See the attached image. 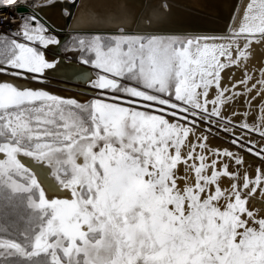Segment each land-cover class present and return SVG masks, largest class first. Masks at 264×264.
Here are the masks:
<instances>
[{"label": "snow or ice", "instance_id": "obj_1", "mask_svg": "<svg viewBox=\"0 0 264 264\" xmlns=\"http://www.w3.org/2000/svg\"><path fill=\"white\" fill-rule=\"evenodd\" d=\"M22 20L17 35L31 44L13 39L0 47V73L10 67L9 75L46 82L41 77L59 62L34 45L60 41L35 13ZM261 42L264 0H251L227 37L80 38L94 57L83 63L100 70L90 85L99 98L86 103L0 82V199L19 198L28 209L23 227L0 225V264H264V169L251 177L244 155L210 150L209 135L198 131L207 123L233 132L224 107L257 85L264 95V70L250 88L247 72L232 85L245 92L221 86L222 72ZM79 71L60 69L86 83ZM240 127L264 140V115ZM230 143L264 159L246 132ZM231 163L244 172L230 171ZM224 178L230 187H221Z\"/></svg>", "mask_w": 264, "mask_h": 264}, {"label": "bare ground", "instance_id": "obj_2", "mask_svg": "<svg viewBox=\"0 0 264 264\" xmlns=\"http://www.w3.org/2000/svg\"><path fill=\"white\" fill-rule=\"evenodd\" d=\"M63 0H57L55 3H50V0H16V4L10 7H4V0H0V29H16L19 30L20 26L23 22L22 11L18 12L15 10V7L20 5L21 3L28 5L26 8V12L30 13V16L35 13L37 16V20L39 23L43 24L48 29V33L54 36L56 39L60 41L57 45H49L47 48L43 47L40 44H35L40 51H43L45 54V58L50 62L53 60L58 61L56 69L46 70L42 80L46 82H38L35 80H23L18 77L7 74L8 72L15 71L10 67L7 68L6 73H0V82H15L27 84L33 89H43L47 90L52 94L59 95L63 98H77L79 102L85 103L89 99L91 100L99 98L97 95L93 93H89L87 89L89 86L81 83L82 79L72 78L68 79L66 76L60 73L61 67L74 65L80 71L77 73L78 77L86 78L87 81H91L93 79L92 68L87 64L83 63L82 59H79V50L78 47L72 46L69 50L68 54H64L63 46L67 43L68 38L74 36L79 33H84L88 37L86 39L91 38L93 35H164V36H178L180 38L185 37H227L231 32L239 29L242 23V18L246 13V9L251 0H236L234 12L229 17L230 14L225 12L226 4L228 0H188L197 2L203 8L208 9L209 13H212L209 16H205V12H195L191 7H186L184 4L177 3L175 0H161L159 4L156 1L150 2L147 6L146 10L143 13L144 21L150 26H159L164 22H183L185 25L191 27H198L199 21L196 19L190 20L189 22L185 21V17H176L179 9H184L190 11L192 13L191 16L197 17L198 15L204 16L206 19V24H210L214 26V23L219 22L221 19H227L228 23L223 25V21L221 24L216 26V29L219 30H202L200 28H194V30H186V31H155V30H139L135 27L137 24L138 18L141 15V10L143 8V2L145 0H76L74 9L69 18V22L66 26L63 27V10L67 8H62V14H58L59 8L57 3H61ZM155 2V3H154ZM207 2V3H206ZM192 3V2H191ZM171 4V5H170ZM39 5H47L46 7L40 8ZM219 6V9H216L215 6ZM217 6V7H218ZM13 7V10L16 12H9ZM222 10V12H221ZM22 13V14H21ZM188 13V12H187ZM205 14V15H204ZM1 19H4L1 21ZM203 24V22H201ZM220 23V22H219ZM201 26V24H200ZM135 27V28H134ZM223 27V28H222ZM11 29V30H12ZM208 29V28H206ZM122 30V31H121ZM14 39L18 43H30L26 41L23 36L14 35ZM244 39H240L241 46L244 43ZM79 46V45H78ZM83 56H80L82 58ZM0 67H4L0 65ZM264 70V42L261 43H253L250 49V58L246 61H242L239 67H232L230 69L222 72L221 76V86L228 87L232 89V85L237 84L239 81L245 78V73L253 75L252 81L247 85L248 88L251 87L252 84H255L257 80H259L260 72ZM100 71V70H98ZM99 74V73H98ZM97 76V75H96ZM83 88L82 90L79 89ZM260 85H257V91L260 89ZM91 89V87H89ZM88 88V89H89ZM216 89L213 88L210 91L209 99H214L216 95ZM232 91L236 92H245L244 87L237 86ZM232 91L227 93L226 95H232ZM257 91H253L250 96H237L234 100L228 103L224 109V116L231 117L233 123L236 125L235 132L244 135L246 132L247 138L257 142L260 146L264 148V140H261V137L256 135L254 132L249 130H242L240 125L244 122H247L249 125L259 124L260 117L264 115V113L258 111L261 108H264V95H257ZM114 93L109 92L108 95L111 96ZM255 97V99H252ZM127 99V97H125ZM111 102V101H108ZM238 113L233 116L232 113ZM202 124V123H201ZM205 124V123H204ZM209 125V124H207ZM231 127V125H229ZM212 128V127H211ZM215 129V128H213ZM210 130V129H209ZM198 131H203L204 134L209 135V140L207 141L208 148L212 151H223L225 149L240 152L242 155L246 157L245 166L250 165V172L246 173L251 177H255L258 174V170L264 169V161L260 159H256L255 157L249 155L245 151H242L237 146L232 145L229 141L225 140L219 134L211 133L204 127L202 128L199 125ZM220 132L221 130H217ZM258 133V132H257ZM190 140L193 138L190 137ZM211 155V151L208 153ZM218 159L224 160V157H219ZM245 166H237L234 163L230 164V171L233 168H237L238 171L244 172ZM183 169L181 168L180 175H183ZM234 181L224 178L221 181L222 188H228ZM181 186L183 184L181 183ZM256 201L260 200L259 194L255 197ZM260 205L257 203V208Z\"/></svg>", "mask_w": 264, "mask_h": 264}, {"label": "rangeland", "instance_id": "obj_3", "mask_svg": "<svg viewBox=\"0 0 264 264\" xmlns=\"http://www.w3.org/2000/svg\"><path fill=\"white\" fill-rule=\"evenodd\" d=\"M22 13H23L22 18L23 17L30 16V13L29 12L22 11ZM11 29L12 28H10V29L8 28V29H5V30H1L0 29V47H4L6 44L10 43L11 40L14 39V35L17 34L18 30H16V29H12L11 30ZM143 35H146L147 36V34H143ZM106 36H111V35H106ZM87 37L88 36L86 34H84V33L76 34L74 36H71V38L69 37L68 40H67V43H65V45L63 46V51L62 52L64 54H68L69 53V50H70V48L72 46L73 47L76 46V47H78V49H80V45L78 43L79 39L80 38H85L86 39ZM79 55L80 56H83V57L80 58V56H79L77 58L82 59L83 61L85 59L91 61L94 58L86 50H81L80 49L79 50ZM87 65L92 68V74L94 75L92 80H94L96 78V75H98L99 71L91 63H89ZM91 81H87L86 83L83 82V81H80V82L81 83H84L85 85L88 84L87 86L91 87L90 86L91 85ZM88 88L85 89V90H88L89 93L95 94L98 91L96 89H93L92 87H91V89L90 88L88 89ZM79 89L82 90L83 88H80L79 87ZM83 91H84V89H83ZM91 97L92 96L89 97V99L87 100V102L91 100ZM200 126L202 128L204 127L208 131L210 129V132L211 133H215L216 134V132H217V134H219L220 136H222L223 138H225V140L229 141V143H230V141L233 138L242 136V135L236 133L235 131L226 133L223 130V127H221L219 125H211L210 126V125H207V123H205V124L202 123V124H200ZM213 128H215V129H213ZM217 130L224 131V133L223 132H220V131H217ZM254 133L256 135L260 136L259 133H257V132H254ZM256 148H263V147L260 146L258 143H256ZM249 155L255 157L256 159H260V160L264 161V159H261L260 157H258L256 155H253V154H249ZM27 215H28V209L26 208L24 202L21 199H19V198L12 199V200L0 199V225H6V226H8V230L9 231H14V226L17 225V224H19L21 227H23V220H22V218H25L26 219L27 218Z\"/></svg>", "mask_w": 264, "mask_h": 264}, {"label": "water", "instance_id": "obj_4", "mask_svg": "<svg viewBox=\"0 0 264 264\" xmlns=\"http://www.w3.org/2000/svg\"><path fill=\"white\" fill-rule=\"evenodd\" d=\"M152 1H156V3L157 4H159L160 2H161V0H145V2H143V8H142V10H141V15H140V17L138 18V21H137V24H135V27L137 28V29H139V30H155V31H186V30H194V28H200V29H202V30H205V31H207V30H219V29H216V26H218L219 24H221V22L223 21L224 23H223V25H225L226 23H228V21L230 20V18H231V15H232V13L234 12V9H235V3H237L236 2V0H228L227 1V4H226V8H225V12L226 13H228V14H230L229 15V17L230 18H226V19H221L219 22H217V23H214L215 25L214 26H211L210 24H206V19L204 18V16H201V15H198L197 17H195L194 15L193 16H191L192 15V13H189L190 11H188V10H186V8L185 7H183L184 9H177L176 11L178 12V15L176 16V17H171V18H177L178 16L179 17H182V16H184L186 19H185V21L186 22H189L190 20L192 21V20H194V19H196L197 21H199V25H198V27H196V26H191V27H189V26H187V25H185L183 22H180V23H177V22H164V23H162L161 25H159V26H156V27H154V26H150L149 24H147L145 21H144V18L146 17V16H143V13H144V11L146 10V8H147V6L150 4V2H152ZM177 3H181V4H184L186 7H191L192 9H194L195 10V12H197V13H199V12H205L206 13V15L205 16H209V15H211L212 13H209V12H211V11H209L208 9H205V8H203L201 5H199L197 2H194V1H188V0H175ZM200 1V0H199ZM56 2H57V0H56ZM75 3H76V0H75ZM75 3L73 4V3H69V0H63L61 3H57V6H58V8H59V11H58V14H60V16H61V14H62V8L64 7V8H67V10H68V12H69V14L68 15H62L63 16V27L64 26H66V24L69 22V18H70V16H71V13H72V11H73V9H74V6H75ZM155 3V2H154ZM207 3V2H206ZM171 5V4H170ZM218 6V5H217ZM215 6V8L216 9H219L220 7L218 6ZM17 10L18 11H25L26 10V8H21V7H18L17 6ZM188 12V13H187ZM221 12H222V10H221ZM178 17V18H179ZM227 19H229L228 21H227ZM201 22H203V24L201 23ZM200 24H201V26H200ZM134 27V28H135ZM206 28H208V29H206ZM223 28V27H222Z\"/></svg>", "mask_w": 264, "mask_h": 264}, {"label": "built area", "instance_id": "obj_5", "mask_svg": "<svg viewBox=\"0 0 264 264\" xmlns=\"http://www.w3.org/2000/svg\"><path fill=\"white\" fill-rule=\"evenodd\" d=\"M9 10H11V11H9V12H16L15 10H17L16 8H15V10H13V8H11V9H9ZM18 11V10H17ZM18 12H20V11H18ZM22 14V13H21ZM4 19H1V21H3Z\"/></svg>", "mask_w": 264, "mask_h": 264}]
</instances>
